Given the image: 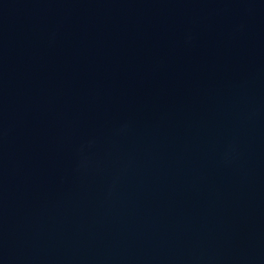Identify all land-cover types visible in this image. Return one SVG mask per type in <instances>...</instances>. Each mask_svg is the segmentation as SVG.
<instances>
[{
    "label": "water",
    "instance_id": "1",
    "mask_svg": "<svg viewBox=\"0 0 264 264\" xmlns=\"http://www.w3.org/2000/svg\"><path fill=\"white\" fill-rule=\"evenodd\" d=\"M0 264H264V0H0Z\"/></svg>",
    "mask_w": 264,
    "mask_h": 264
}]
</instances>
